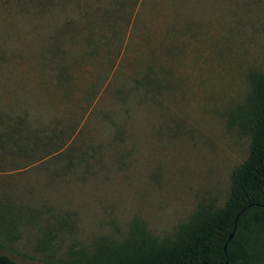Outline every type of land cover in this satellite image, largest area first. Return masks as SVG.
<instances>
[{"label":"rangeland","instance_id":"374dc122","mask_svg":"<svg viewBox=\"0 0 264 264\" xmlns=\"http://www.w3.org/2000/svg\"><path fill=\"white\" fill-rule=\"evenodd\" d=\"M264 70V0H0V253L70 264L222 204Z\"/></svg>","mask_w":264,"mask_h":264},{"label":"trees","instance_id":"16d2710c","mask_svg":"<svg viewBox=\"0 0 264 264\" xmlns=\"http://www.w3.org/2000/svg\"><path fill=\"white\" fill-rule=\"evenodd\" d=\"M249 80L244 103L227 114L249 136V150L231 172L225 201H200L172 238L157 240L134 220L121 240L99 237L70 264H264V70L251 71ZM0 264L20 263L0 253Z\"/></svg>","mask_w":264,"mask_h":264},{"label":"water","instance_id":"95a60500","mask_svg":"<svg viewBox=\"0 0 264 264\" xmlns=\"http://www.w3.org/2000/svg\"><path fill=\"white\" fill-rule=\"evenodd\" d=\"M235 221H236V218H235V220H234V222H233V228H232L230 234L228 235V240L231 239V237H232L233 234H234V230H235ZM223 249H224V250L226 249V243L223 245ZM226 262H227V261H225L224 264H226Z\"/></svg>","mask_w":264,"mask_h":264}]
</instances>
